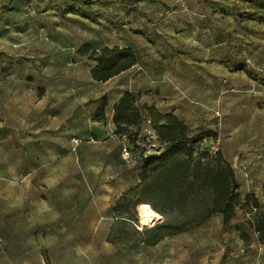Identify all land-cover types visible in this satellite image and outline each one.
Returning a JSON list of instances; mask_svg holds the SVG:
<instances>
[{
  "label": "rangeland",
  "instance_id": "374dc122",
  "mask_svg": "<svg viewBox=\"0 0 264 264\" xmlns=\"http://www.w3.org/2000/svg\"><path fill=\"white\" fill-rule=\"evenodd\" d=\"M83 43L137 62L94 80ZM125 92L139 116L118 134ZM166 112L202 135L194 154L219 149L264 217V0H0V264H264L240 204L148 244L149 227L200 210L141 188ZM151 202L164 213L143 223Z\"/></svg>",
  "mask_w": 264,
  "mask_h": 264
},
{
  "label": "trees",
  "instance_id": "16d2710c",
  "mask_svg": "<svg viewBox=\"0 0 264 264\" xmlns=\"http://www.w3.org/2000/svg\"><path fill=\"white\" fill-rule=\"evenodd\" d=\"M76 53L95 61L90 73L97 81H106L137 62V56L129 46L103 45L93 48L90 44L83 43L78 46ZM104 104L103 102L102 105ZM103 114L101 106L96 118L101 119ZM138 116L139 110L134 104V96L125 92L113 105L114 132L124 134L129 124ZM158 116L162 121L157 127V132L163 146L159 152L144 155L139 160L141 188L160 197L165 203L175 205L178 213H183L184 207L190 204H195L194 208L200 210L197 211L195 219L174 218L149 227L154 231V236L148 239V244H155L166 234L196 226L214 212L221 213L223 223L226 224L238 204L244 211L253 215V219L248 221L250 226L259 236H264V217L259 211L256 196L247 193L241 200L234 171L219 149L197 150L194 154L195 143L202 135L189 134L188 126L172 112ZM151 205L164 213L154 203L151 202ZM240 235L242 238L246 236L244 232Z\"/></svg>",
  "mask_w": 264,
  "mask_h": 264
},
{
  "label": "bare ground",
  "instance_id": "6f19581e",
  "mask_svg": "<svg viewBox=\"0 0 264 264\" xmlns=\"http://www.w3.org/2000/svg\"><path fill=\"white\" fill-rule=\"evenodd\" d=\"M138 216L141 220V222H148V221H154L156 218L159 217V213L146 205H140L138 210Z\"/></svg>",
  "mask_w": 264,
  "mask_h": 264
},
{
  "label": "built area",
  "instance_id": "2783aa9c",
  "mask_svg": "<svg viewBox=\"0 0 264 264\" xmlns=\"http://www.w3.org/2000/svg\"><path fill=\"white\" fill-rule=\"evenodd\" d=\"M137 226V225H136ZM138 227V226H137ZM142 228V227H141Z\"/></svg>",
  "mask_w": 264,
  "mask_h": 264
}]
</instances>
